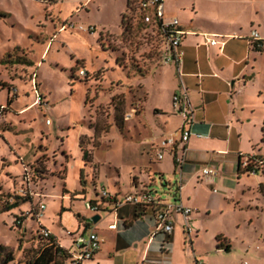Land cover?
<instances>
[{
	"label": "rangeland",
	"instance_id": "obj_1",
	"mask_svg": "<svg viewBox=\"0 0 264 264\" xmlns=\"http://www.w3.org/2000/svg\"><path fill=\"white\" fill-rule=\"evenodd\" d=\"M126 1L0 0V264L7 255L22 262L39 248L41 228L72 250L69 234L84 231L76 215L91 216L87 202L95 197L93 190L113 192V184L120 183L125 192L129 174L139 172L179 124L172 117L167 134L161 131L160 107L175 85L172 67L163 64V46L150 27L128 19L122 23ZM192 1L174 3L187 11ZM195 2L201 11L223 4ZM179 19L190 22L187 13ZM181 50L185 58L183 45ZM81 70L87 75L80 76ZM248 130L260 135L264 150L262 128ZM152 178L148 190L171 202L174 176L169 182L159 174ZM81 182L88 186L86 200ZM63 191L72 192L62 204ZM15 197L28 200L6 210ZM246 198H252V207L244 199L212 209L200 222L194 248L180 235L172 249L162 251L156 237L145 259L131 264H194L192 251L201 264H264V210L259 208L264 197L256 192ZM40 204L45 209L38 219ZM99 216V226L106 227L109 221ZM16 217L24 219L19 227ZM142 221L151 235L150 211Z\"/></svg>",
	"mask_w": 264,
	"mask_h": 264
},
{
	"label": "crops",
	"instance_id": "obj_2",
	"mask_svg": "<svg viewBox=\"0 0 264 264\" xmlns=\"http://www.w3.org/2000/svg\"><path fill=\"white\" fill-rule=\"evenodd\" d=\"M221 2L223 4L219 7L201 11L194 0L189 5L191 9L186 11L181 4L174 3V0H165V19L176 18L180 28L188 33L181 44L185 49V58L180 72L186 79L184 83L187 96L193 109L191 136L186 145L178 143L172 152L164 150L161 160H157L156 155H153V160L141 163L139 172L133 171L129 174L125 192L121 191L120 183L113 184V193L124 195L148 189V185L154 180L152 174H159V177L167 178L168 182L169 176L173 175L174 200L179 180V167L174 158H179L182 149L186 148L185 161L180 172L179 199L191 209L188 221L189 236L183 227L182 218L172 215L174 229L167 238L171 249L174 240L180 235L194 248V241L200 234L201 220L209 215L212 209L219 208L223 201L239 204L241 200L247 199V206L252 207V198H246L249 194L257 192L264 197V176H251L238 170L239 156L264 157V150L258 142L260 135L248 130L252 128L256 131L261 127L264 137V76L260 73L259 66L261 63L264 66V0ZM127 3L128 1L126 8ZM186 13L190 22L184 25L179 16L183 18ZM253 30L261 39L259 51L252 46L250 33ZM204 34L212 35L210 39L218 44H208L202 36ZM171 67L175 85L168 92L167 105L160 107L164 119L161 123L163 134H167L166 124L172 117L179 119L176 129L181 124V119L172 111L171 101L173 95L178 93V82L175 69ZM159 145L161 146V142ZM204 168H214L216 174L205 175L202 173ZM131 179L136 182L129 185ZM80 186L81 196L86 200L88 186L84 183ZM70 192L72 191L62 192V204L67 200L64 195H70ZM93 193L95 197L90 198L89 202L97 203L100 210L98 213H92L90 217L79 214L83 220L78 223L84 227L82 234L94 229L102 244L92 259L79 264H131L134 259L141 262L149 254L150 245L156 237H159L161 245L163 236L154 234V228L149 235L150 230L142 221L146 213L132 206H124L115 212L111 204L99 197L98 188L94 189ZM159 198L170 202L160 196ZM259 208L264 210L261 206ZM97 214L105 215L109 221L106 227L99 226L101 218L96 224L91 222V217ZM112 225H115L116 229L111 230L109 227ZM49 231L59 245L55 234ZM74 235L69 234L71 239ZM217 237L226 242L223 234H217ZM61 248L70 251L66 246ZM192 254L195 264L196 253L192 251ZM149 263L160 264L153 260Z\"/></svg>",
	"mask_w": 264,
	"mask_h": 264
},
{
	"label": "built area",
	"instance_id": "obj_3",
	"mask_svg": "<svg viewBox=\"0 0 264 264\" xmlns=\"http://www.w3.org/2000/svg\"><path fill=\"white\" fill-rule=\"evenodd\" d=\"M89 1V0H87ZM132 10L129 12L130 17H137L142 25L150 27L159 37L163 46L161 59L163 64L171 65L175 69L176 79L178 82V93L172 97V111L181 119V124L172 133L168 134L162 141L160 152L156 154L157 160H161L164 150L172 152L178 143L186 145L191 136V127L193 125V109L187 96V88L180 72V66L183 63L184 54L181 50V44L184 36L188 33L184 32L179 25L176 18L165 19L164 2L165 0H130ZM264 23V21H263ZM72 28V26H70ZM63 29V28H62ZM91 29V28H89ZM206 38V42L211 46L218 44L217 41L210 39L212 35H202ZM250 39L252 44L260 46L261 39L256 31H251ZM80 76H85L82 70L79 72ZM15 91V90H13ZM41 101V96L36 98V102ZM46 124H50L47 119ZM186 148L182 149V155L179 158H174L179 167V180L177 189H175V199L171 202L162 201L159 196L154 195L148 189H142L138 192L119 195L113 192H107L104 188L98 191L99 197L111 204L112 210L117 211L124 206H132L139 209L140 212L147 213L150 211L155 224L154 234L163 236V241L160 245L162 251H166L167 238L173 233L174 223L171 218L172 215H179L183 221V227L189 236L188 221L191 214V209L185 206L179 199L180 186V172L181 166L185 161ZM264 161L257 160L254 155L242 156L239 160V167L241 172L251 176L261 175V164ZM203 174H216L214 168H204ZM87 208L91 213H98L100 207L97 203L87 202ZM45 207L40 204L37 217L41 218L42 211ZM111 230L116 229L115 225L109 227ZM40 236L42 238L50 237L49 231L44 228L40 229ZM72 243V250L67 251L69 254L68 260L64 264H79L84 260H90L99 251L102 240L94 229L88 230L84 234L74 235ZM195 264H201L196 262Z\"/></svg>",
	"mask_w": 264,
	"mask_h": 264
},
{
	"label": "trees",
	"instance_id": "obj_4",
	"mask_svg": "<svg viewBox=\"0 0 264 264\" xmlns=\"http://www.w3.org/2000/svg\"><path fill=\"white\" fill-rule=\"evenodd\" d=\"M127 1L128 3H127V8H126V15L122 17V23L124 24V21L128 19L127 21L130 20L132 22H137L138 24H141V22L138 20L137 17L129 16V12H131L132 7H131V1L130 0H127ZM252 46L255 50L259 51L261 47V42H260V46H257L255 44H252ZM5 62L6 61H1V63H5ZM18 62L19 61H16V60L14 61V63H18ZM10 102H11V99L7 101V104H10ZM88 156H89L88 153L86 151H83V154H82L83 161L87 162ZM254 157L257 160L264 161V157H261L258 155H254ZM239 158L241 159L242 156H239ZM238 170L239 172H241L239 163H238ZM261 175L264 176V162L261 164ZM25 200H28V199H26L25 197L24 198L15 197L14 201H12L9 205H6L5 208L6 210L18 208L20 205V202L21 203L27 202ZM61 211H64V209L61 208ZM76 218L78 219V222L80 223L81 221H79L78 215H76ZM16 220H18L17 223H16ZM22 220H24L22 217H16L15 222H14L15 226L19 227ZM40 238L43 241V244L39 248L32 250L29 255L25 256L22 262H14L12 256L7 255L3 261V264H64L68 260L69 258L68 252L62 249L61 247H59L56 240L51 235L48 238H42L41 236ZM217 240L219 241L220 238L217 237ZM225 249H228V246H226Z\"/></svg>",
	"mask_w": 264,
	"mask_h": 264
},
{
	"label": "water",
	"instance_id": "obj_5",
	"mask_svg": "<svg viewBox=\"0 0 264 264\" xmlns=\"http://www.w3.org/2000/svg\"><path fill=\"white\" fill-rule=\"evenodd\" d=\"M100 216L97 214V215H94L91 217V222L93 224H96V222L99 220Z\"/></svg>",
	"mask_w": 264,
	"mask_h": 264
}]
</instances>
